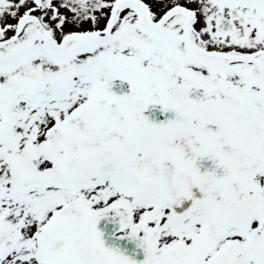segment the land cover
I'll use <instances>...</instances> for the list:
<instances>
[{
    "label": "snow or ice",
    "instance_id": "obj_1",
    "mask_svg": "<svg viewBox=\"0 0 264 264\" xmlns=\"http://www.w3.org/2000/svg\"><path fill=\"white\" fill-rule=\"evenodd\" d=\"M0 264H264V0H0Z\"/></svg>",
    "mask_w": 264,
    "mask_h": 264
},
{
    "label": "water",
    "instance_id": "obj_2",
    "mask_svg": "<svg viewBox=\"0 0 264 264\" xmlns=\"http://www.w3.org/2000/svg\"><path fill=\"white\" fill-rule=\"evenodd\" d=\"M108 243H109V244H112V243H118V242H116V241H112L111 239H109V240H108Z\"/></svg>",
    "mask_w": 264,
    "mask_h": 264
}]
</instances>
